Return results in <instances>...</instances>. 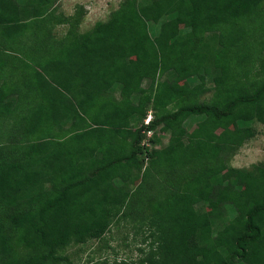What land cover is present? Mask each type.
I'll return each instance as SVG.
<instances>
[{
	"label": "trees",
	"instance_id": "trees-1",
	"mask_svg": "<svg viewBox=\"0 0 264 264\" xmlns=\"http://www.w3.org/2000/svg\"><path fill=\"white\" fill-rule=\"evenodd\" d=\"M56 3L0 0V264L122 222L137 264H264V163L228 164L264 124V0H123L87 32Z\"/></svg>",
	"mask_w": 264,
	"mask_h": 264
},
{
	"label": "rangeland",
	"instance_id": "rangeland-1",
	"mask_svg": "<svg viewBox=\"0 0 264 264\" xmlns=\"http://www.w3.org/2000/svg\"><path fill=\"white\" fill-rule=\"evenodd\" d=\"M123 0H57L56 15L72 16L76 11L81 12L80 32L89 31L96 22H103L109 18L111 12L116 10ZM66 26H56L53 28L56 37L63 36ZM150 33L153 35L157 31V26H150ZM180 85L188 89L186 81ZM148 86V81L143 83ZM210 94L207 95L209 97ZM233 128L240 131L238 125ZM255 136L247 141L229 160L228 164L235 168L250 169L252 165L264 163V124H255ZM167 139V138H166ZM166 139L163 143L166 144ZM157 148V147H155ZM226 178L227 174L223 173ZM153 190H159L155 182ZM230 209V208H229ZM210 210V207L207 208ZM141 235H137L135 224L120 223L112 226L110 231L101 240H90L84 245L71 244L63 255L68 262L63 264H90L100 260H107L110 263L125 261L127 264H137L139 252L137 247L141 244Z\"/></svg>",
	"mask_w": 264,
	"mask_h": 264
},
{
	"label": "crops",
	"instance_id": "crops-1",
	"mask_svg": "<svg viewBox=\"0 0 264 264\" xmlns=\"http://www.w3.org/2000/svg\"><path fill=\"white\" fill-rule=\"evenodd\" d=\"M6 54H9V53L7 52ZM4 55H5V54H1V53H0V60L5 59V56H4ZM0 63H1V61H0ZM5 63H7V62H5ZM0 65H1V64H0ZM0 70H2V69H0ZM1 81H3V79H0V82H1ZM7 90H8V89H7ZM14 99H16V98H14ZM7 101L11 103V107H12V105H14L13 100H11V99H7ZM0 122H2V121H0ZM3 122H6V121H3ZM4 124H5V123H4ZM7 124H13V119L7 120Z\"/></svg>",
	"mask_w": 264,
	"mask_h": 264
},
{
	"label": "built area",
	"instance_id": "built-area-1",
	"mask_svg": "<svg viewBox=\"0 0 264 264\" xmlns=\"http://www.w3.org/2000/svg\"><path fill=\"white\" fill-rule=\"evenodd\" d=\"M149 121V117L147 118V120L145 121V123H147ZM152 132H147L146 133V139L144 140V142H143V145H145V146H148V143H147V139L149 138V137H151V134Z\"/></svg>",
	"mask_w": 264,
	"mask_h": 264
},
{
	"label": "clouds",
	"instance_id": "clouds-1",
	"mask_svg": "<svg viewBox=\"0 0 264 264\" xmlns=\"http://www.w3.org/2000/svg\"><path fill=\"white\" fill-rule=\"evenodd\" d=\"M148 117H149V121H148L147 123H145V121L147 120ZM150 122H151V114L149 113L148 116H146V118L144 119V122H143V123H144L145 125H148ZM147 132H148V131L145 132V135H146ZM149 132H151V131H149ZM152 133H153V132H152ZM152 133H151V134H152Z\"/></svg>",
	"mask_w": 264,
	"mask_h": 264
}]
</instances>
